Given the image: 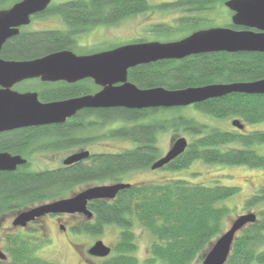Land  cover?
<instances>
[{"label":"trees","instance_id":"obj_1","mask_svg":"<svg viewBox=\"0 0 264 264\" xmlns=\"http://www.w3.org/2000/svg\"><path fill=\"white\" fill-rule=\"evenodd\" d=\"M13 1L16 0H0V8ZM225 1L174 0L152 6L147 0H65L48 12L60 15L66 29L20 31L4 42L1 54L11 59H27L65 49L76 51L74 42L77 36L96 26L115 25L153 7L207 11L217 4L224 6ZM179 21V26L174 29L171 26L160 29L169 33L170 29L182 30L208 19L180 17ZM226 26L240 27L231 21ZM139 41L143 40L132 42ZM127 77L140 88L162 86L169 89L252 81L264 78V52L213 51L181 59L157 60L129 68ZM88 87L44 88L41 98H66L98 89L93 83ZM196 115L213 119L238 118L244 129H223L200 120ZM261 121H264V94L235 92L182 107L83 108L61 123L0 132V150L21 154L32 147L57 149L86 144L97 136H80L81 132L116 122L120 124L111 127L108 136L133 143L120 151L95 152L84 160L56 168L34 170L26 162L14 170H0V217L14 215L37 203L69 196L77 185L83 183L123 182L122 175L126 172L151 168L160 157L157 135L162 131L182 133L189 139L184 151L160 168L178 170L188 167L194 160L264 167V153L252 147L264 143V130L245 129L249 124ZM237 191L235 185H205L179 178L130 183L112 199L89 201L91 218L84 219L74 230L101 234L106 226L118 227V239L112 248L114 252L102 258L100 264H201L203 255L226 229L225 219L230 214V207L225 200ZM261 205L258 213L254 212L256 220L236 234L224 264H264V186L258 187L243 202L245 210ZM32 223L24 227H30ZM134 224L144 227L152 236L149 255L143 261L134 255ZM28 232L35 234L41 230L32 228ZM4 241L6 257L0 259V264H58L36 255L37 249L46 241L42 235L10 232Z\"/></svg>","mask_w":264,"mask_h":264},{"label":"water","instance_id":"obj_2","mask_svg":"<svg viewBox=\"0 0 264 264\" xmlns=\"http://www.w3.org/2000/svg\"><path fill=\"white\" fill-rule=\"evenodd\" d=\"M51 0H19L0 9V48L6 39L17 34L21 25L30 22V16L46 8ZM224 5L233 12L231 22L242 26H212L197 29L175 41H140L115 46L89 54H76L65 49L29 60L0 58V131L50 123H61L82 108L125 107L158 108L182 107L228 93L264 94V78L252 81L219 82L200 86L169 89L162 86L140 88L128 80V69L138 64L163 59H181L191 54L213 51L264 52V0H226ZM75 81L90 77L101 88L92 94L41 103L35 92H18L10 87L25 78ZM231 124L239 130L244 124L233 118ZM187 146L184 136L172 140L164 155L157 158L151 169L181 154ZM88 151L71 154L63 160L68 165L86 158ZM25 163L20 155L0 152V170H14ZM130 183L116 182L88 186L73 195L44 202L15 214L13 226L24 227L46 214L83 213L91 218L87 203L94 199H112ZM256 220L254 212L237 215L211 244L201 264H224L236 234ZM88 253L107 256L111 247L96 240ZM6 255L0 249V259Z\"/></svg>","mask_w":264,"mask_h":264},{"label":"rangeland","instance_id":"obj_3","mask_svg":"<svg viewBox=\"0 0 264 264\" xmlns=\"http://www.w3.org/2000/svg\"><path fill=\"white\" fill-rule=\"evenodd\" d=\"M62 1L65 0H51V3ZM147 1L150 5L154 6L162 2H171L174 0ZM231 14L232 13L229 12L226 6L220 4H217L214 8L207 11H185L180 9H170V7H153L142 13L128 16L115 25L96 26L88 32L80 34L77 37V43L82 45V48L88 46L90 49H87V51L97 52L121 44L130 43L136 39L162 42L175 41L187 36L190 32L196 29L212 26H225L230 22ZM180 17H201L208 19V21L199 22V24L195 26L189 28L185 27V29L183 28L182 30L175 31L173 29L174 27L179 26ZM63 26L64 24L59 16L48 15L40 18H32L30 23L25 26L24 29H57L63 28ZM158 26L160 27L158 28ZM165 26H171L173 29H170L169 33H164V30L160 28H164ZM156 28H158V30H154ZM82 48L79 46V48L76 49V53L85 52L82 51ZM185 111L187 112V110ZM196 117L223 129H236L231 124L232 119H213L206 115H196ZM119 124L120 122L114 124L107 123L102 127H92L90 130L87 129L84 132H81L80 136H88L87 134L97 136V138L88 142V144L82 145V148L74 149L73 147V149L63 148L46 152L41 151L38 155L32 158L31 162H29L30 168L34 170L56 168L63 164L62 159L65 158L67 154L84 148L90 149L94 152H112L131 147L133 143L130 140L108 136V130ZM245 129L264 130V121L249 124ZM179 136H185L187 140L189 139L187 135L182 133H173L169 130L159 132L157 135L159 155H164L169 149L172 140ZM252 147L258 152L264 153V143L254 144ZM173 178L184 179L189 182L202 183L205 185L218 183L222 185L237 186V193L225 200V204L230 207V214L225 219L226 228L229 227L231 221L237 215L244 214L247 211L258 213V210L262 207L261 205L251 210H245L243 202L258 187L264 186V167L252 168L246 165L204 163L199 160H194L188 167L178 170H168L164 168L135 169L122 175V181L130 183L163 181ZM97 184H103V182H89L77 185L73 192H70L68 195H73L74 192L76 193L88 186ZM38 204L41 203H37L36 205ZM46 215L47 216L39 218L36 222L32 223L30 227L12 226L11 221L15 214H6L0 217V249L6 253L4 239L7 233L24 232L26 234L44 236L46 241L37 249L36 255L58 264H100L102 258L110 256L114 252V249L112 250V248L115 246L119 233L117 226H106L101 234L85 233L75 231L74 228H69L68 234H66L62 232L61 226L68 227L69 224L77 223V221L81 220L80 218L76 216H65L60 220H56L54 217L48 216V214ZM32 228H38L41 232L35 234L28 232V230ZM133 230L136 236V250L134 251V255L139 261H143L149 255V245L152 241V236L148 230L138 224H134ZM99 239L111 247V252L107 256L96 257L90 255L87 251L88 248ZM156 264H159V262H156Z\"/></svg>","mask_w":264,"mask_h":264},{"label":"flooded vegetation","instance_id":"obj_4","mask_svg":"<svg viewBox=\"0 0 264 264\" xmlns=\"http://www.w3.org/2000/svg\"><path fill=\"white\" fill-rule=\"evenodd\" d=\"M16 1H19V0H16ZM16 1H13L12 2V4L14 3V2H16ZM63 2V1H62ZM58 3H61V2H58ZM58 3H51V1L49 2V4L46 6V8L44 9V10H42V11H40V12H37V13H34L33 15H31L30 16V21L32 20V18H40V17H43V16H48V15H57V16H59L60 17V15H58V14H54V13H49L48 12V9H50V8H53L54 6H56ZM11 4V5H12ZM11 5H9V6H6V7H3V8H7V7H10ZM0 9H2V8H0ZM232 15V14H231ZM60 19L62 20V18L60 17ZM62 22H63V20H62ZM30 23V22H29ZM28 23V24H29ZM27 24V25H28ZM63 24H64V26H63V28H57V29H66V26H65V23L63 22ZM27 25H21L20 27H19V32L20 31H34V30H44V29H31V30H25L24 29V27L25 26H27ZM237 26V25H236ZM244 27H242V26H240V27H238L237 29H243ZM93 29V28H92ZM91 30V29H90ZM89 31V30H88ZM88 31H85V32H83V33H86V32H88ZM18 32V33H19ZM79 36V35H78ZM77 36V37H78ZM10 38V37H9ZM7 40V39H6ZM5 40V41H6ZM75 45H76V48L78 49L79 48V46L82 48V45H80L79 43H77V38H76V40H75ZM4 44V43H3ZM3 44H2V46H3ZM2 46H1V48H0V58L1 59H3V60H16V61H22V60H29V59H34L35 57H33V58H27V59H11V58H6V57H4L2 54H1V49H2ZM87 49L89 50L90 48L87 46H85V47H83L82 48V51H85V52H81V53H76V51H73V52H75L76 54H89V53H93V52H90V51H87ZM70 50V49H69ZM38 57H41V56H38ZM96 84L95 82H94V80L92 79V78H90V77H85V78H82V79H78V80H75V81H66V80H55V81H51V80H42L40 77H33V78H25V79H22V80H20V81H17V82H15L10 88L12 89V90H15V91H18V92H35L36 93V95H37V99H38V101L39 102H41V103H47V102H52V101H58V100H63V99H68V98H72V97H78V96H82V95H85V94H92V93H95L96 91H98L100 88H101V86H99V85H97L98 86V89L97 90H95V91H93V92H90V93H85V94H83V93H81L80 95H75V96H70V97H66V98H59V99H49V100H47L46 98L44 99V98H41V93L43 92V89L44 88H46V89H59V88H64V87H66V86H72V85H79V86H82L83 87V89H89V87L88 86H90L91 84ZM87 84V85H86ZM0 88H1V86H0ZM83 109V108H82ZM81 110V109H80ZM80 110H78V111H80ZM77 111V112H78ZM76 112V113H77ZM75 113V114H76ZM74 114V115H75ZM74 115H72V116H74ZM71 116V117H72ZM71 117H69V118H71ZM68 119V118H67ZM66 119V120H67ZM50 124H54V123H50ZM42 125H47V124H42ZM33 126H39V125H31V126H24V127H18V128H26V127H33ZM18 128H13V129H18ZM13 129H8V130H3V131H9V130H13ZM3 131H0V132H3ZM91 137H96L95 135H93V136H91ZM95 139V138H94ZM89 142H91V141H89ZM86 144H88V143H86ZM82 145H84V144H82ZM82 145H75V146H73L74 147V149H77V148H82ZM42 148H39V147H35V148H33L32 147V149H27L26 148V150H25V154H21V153H16V152H11V151H9V150H0V152H8V153H10L11 155H20L22 158H24L25 159V163L26 162H31L32 161V158L33 157H35L36 155H38L39 154V152H41V151H49V150H58V149H63V148H57V149H48L47 147H44V146H41ZM73 147H70L71 149H73ZM64 149H66V148H64ZM70 149V150H71ZM81 151H88V153H89V155L86 157V158H88L90 155H92L93 153H95L94 151H91L90 149H87V148H84V149H80V150H78V151H74V152H71V153H69V154H67V156H65V158L66 157H68V156H70L71 154H74V153H78V152H81ZM65 158H63L62 159V163H63V160L65 159ZM86 158H84V159H86ZM84 159H81V160H84ZM77 162V161H76ZM45 216H47V215H44V216H42V217H40V218H43V217H45ZM48 216H52V217H54L56 220H60L62 217H69V216H76V217H78V218H80L81 220H79V221H77V223H75V224H69L68 225V227H64L63 225L61 226V229H62V232L63 233H66V234H68V229L70 228H77L78 226H79V224L82 222V221H84V219H87V217L83 214V213H71V214H68V213H63V214H48ZM39 218H37V219H35L34 221H36V220H38ZM34 221H32V222H34ZM32 222H30V223H32ZM27 224H29V223H27ZM107 245V244H106Z\"/></svg>","mask_w":264,"mask_h":264}]
</instances>
